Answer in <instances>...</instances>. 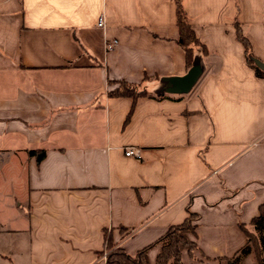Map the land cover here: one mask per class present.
<instances>
[{"label":"crops","instance_id":"1","mask_svg":"<svg viewBox=\"0 0 264 264\" xmlns=\"http://www.w3.org/2000/svg\"><path fill=\"white\" fill-rule=\"evenodd\" d=\"M177 1L206 54L189 92L162 93L188 70ZM237 28L264 63V0H0V264H106V238L156 264L189 212L184 264L255 259L264 74Z\"/></svg>","mask_w":264,"mask_h":264},{"label":"trees","instance_id":"2","mask_svg":"<svg viewBox=\"0 0 264 264\" xmlns=\"http://www.w3.org/2000/svg\"><path fill=\"white\" fill-rule=\"evenodd\" d=\"M176 25L178 28L177 43L182 47L186 60V67L189 68L195 63L194 49L196 46H200L202 53L206 54V49L195 34L192 25H190L186 12L182 9L180 3L176 2ZM236 37L241 40L244 51L247 53L246 61L250 65H254V58L250 53V46L247 38L241 34L240 30L236 31ZM256 67V66H254ZM256 73L263 75V70L256 67ZM122 90L112 91L111 94L115 95H129L137 97V95L147 94L144 91H136L134 86L121 83ZM124 87V89H123ZM159 95H162L159 93ZM29 155H36V159L39 160L44 155V150H30ZM259 216L252 220L253 230H249L244 227V231L247 235V245L241 250L243 255L247 254L251 250L254 253L255 259L258 264H264V203L259 208ZM194 214L189 212L187 217L182 223L171 225L166 230L165 235L158 241L161 243L160 250L155 258L156 264H184L181 261V253L188 250L191 254L196 249L192 235H195V224L193 223ZM105 263L106 264H149L147 258V248H143L136 254H126L123 248L115 245L109 240H105ZM228 264H239V259L231 258L225 259Z\"/></svg>","mask_w":264,"mask_h":264},{"label":"water","instance_id":"3","mask_svg":"<svg viewBox=\"0 0 264 264\" xmlns=\"http://www.w3.org/2000/svg\"><path fill=\"white\" fill-rule=\"evenodd\" d=\"M255 64L264 69V63L259 59H254ZM202 67L199 62H195L188 70L181 74V76H166L161 78L162 87L160 92L162 93H175L182 94L189 92L196 83V80L202 74Z\"/></svg>","mask_w":264,"mask_h":264},{"label":"built area","instance_id":"4","mask_svg":"<svg viewBox=\"0 0 264 264\" xmlns=\"http://www.w3.org/2000/svg\"><path fill=\"white\" fill-rule=\"evenodd\" d=\"M116 43H117L116 40L113 39L111 42H107L106 48L107 49H111L112 46L114 44H116ZM124 154L127 155V156H136V157H138L139 156V150L137 148H133V147H126L125 150H124ZM105 253H106V251H105ZM105 253L103 255L104 258H105Z\"/></svg>","mask_w":264,"mask_h":264},{"label":"rangeland","instance_id":"5","mask_svg":"<svg viewBox=\"0 0 264 264\" xmlns=\"http://www.w3.org/2000/svg\"><path fill=\"white\" fill-rule=\"evenodd\" d=\"M252 258H253V259H252ZM251 259H252V260H251ZM251 259H249V262H246V261H245V262H246L247 264H257V263H256V260L254 259V257L251 256ZM246 263H245V264H246ZM239 264H240V263H239Z\"/></svg>","mask_w":264,"mask_h":264}]
</instances>
